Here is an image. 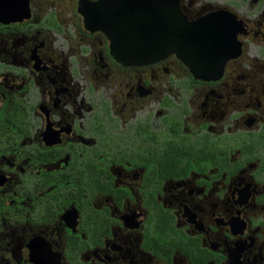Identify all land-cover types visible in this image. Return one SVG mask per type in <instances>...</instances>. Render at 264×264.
<instances>
[{"label":"flooded vegetation","instance_id":"af4514ba","mask_svg":"<svg viewBox=\"0 0 264 264\" xmlns=\"http://www.w3.org/2000/svg\"><path fill=\"white\" fill-rule=\"evenodd\" d=\"M176 1L219 77L119 61L120 0H0V264H264V0Z\"/></svg>","mask_w":264,"mask_h":264},{"label":"water","instance_id":"95a60500","mask_svg":"<svg viewBox=\"0 0 264 264\" xmlns=\"http://www.w3.org/2000/svg\"><path fill=\"white\" fill-rule=\"evenodd\" d=\"M116 9L117 18L125 22L112 38V48L126 65L146 64L175 53L196 77L215 79L237 53L231 34L219 29L218 15L189 21L176 0H120ZM81 12L91 23L97 17L102 21L105 10L83 8Z\"/></svg>","mask_w":264,"mask_h":264}]
</instances>
